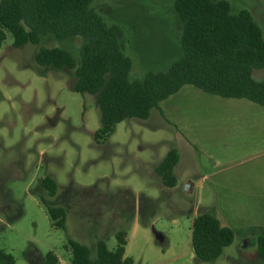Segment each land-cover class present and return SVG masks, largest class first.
<instances>
[{"label": "rangeland", "instance_id": "obj_1", "mask_svg": "<svg viewBox=\"0 0 264 264\" xmlns=\"http://www.w3.org/2000/svg\"><path fill=\"white\" fill-rule=\"evenodd\" d=\"M226 1L233 13L249 11L264 37V0ZM172 4L92 2L107 24L120 28L130 80L164 71L181 56V24ZM83 42L46 34L36 45L14 48L10 36L0 43V192L10 201L0 214V250L16 264H43L49 251L70 264L68 237L93 256L97 240L105 239L111 250L115 232L126 230L125 256L132 264H264L254 244L264 236L263 108L186 85L160 103L161 114L152 109L145 120L121 121L96 144L94 98L72 91L69 72L44 73L34 61L39 47L62 48L78 60ZM252 77L263 80L264 67ZM171 147L179 162L177 185L169 189L154 168ZM44 175L57 182V195L47 199L65 208V230L51 224L38 198ZM120 191L134 199L122 203ZM146 198L156 201V210L142 216L140 205L151 209ZM203 212L235 233L213 262L197 260L191 248V221Z\"/></svg>", "mask_w": 264, "mask_h": 264}, {"label": "trees", "instance_id": "obj_2", "mask_svg": "<svg viewBox=\"0 0 264 264\" xmlns=\"http://www.w3.org/2000/svg\"><path fill=\"white\" fill-rule=\"evenodd\" d=\"M93 1L1 0L0 43L10 36L14 48L36 45L46 34L58 39H84L78 60L65 49L39 47L34 61L43 72H69L74 79L72 91L94 98L100 118V126L93 133L96 144L106 142L121 121L145 120L152 109L161 114L160 103L186 85L222 98L244 99L264 110V79L256 81L252 77L255 69L264 67V37L249 11L233 13L226 0H173L172 7L181 24V56L164 71L148 72L142 80H130L132 62L122 50L120 28L107 24L92 7ZM178 162L179 151L171 147L155 166L163 187L171 189L177 185L174 171ZM38 189V198L51 224L65 230V208L49 200L57 195V182L44 175L39 178ZM119 193L120 197L126 196L119 198L122 203L126 198L134 199L125 191ZM1 195L0 192V214L5 215L10 201ZM146 201L151 209L143 211L140 205L142 216L156 210V201ZM190 229L194 257L205 262L215 261L235 236L232 228L208 212L195 215ZM114 237L116 243L111 250L105 239L97 240L93 256L87 245L68 237L70 264H132L125 256L127 231L117 230ZM254 244L264 262V236H257ZM0 264L16 262L10 253L0 250ZM43 264L61 262L49 251Z\"/></svg>", "mask_w": 264, "mask_h": 264}, {"label": "crops", "instance_id": "obj_3", "mask_svg": "<svg viewBox=\"0 0 264 264\" xmlns=\"http://www.w3.org/2000/svg\"><path fill=\"white\" fill-rule=\"evenodd\" d=\"M175 172V171H174ZM176 174V173H175ZM191 186H193V185H191Z\"/></svg>", "mask_w": 264, "mask_h": 264}]
</instances>
